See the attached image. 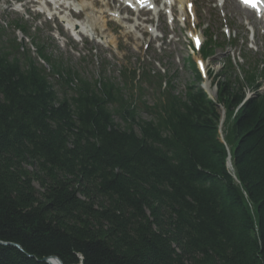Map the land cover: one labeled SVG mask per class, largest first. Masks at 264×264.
<instances>
[{"label":"trees","instance_id":"1","mask_svg":"<svg viewBox=\"0 0 264 264\" xmlns=\"http://www.w3.org/2000/svg\"><path fill=\"white\" fill-rule=\"evenodd\" d=\"M43 45L0 25V264H264V66L227 61L210 100L192 61L176 92Z\"/></svg>","mask_w":264,"mask_h":264},{"label":"rangeland","instance_id":"2","mask_svg":"<svg viewBox=\"0 0 264 264\" xmlns=\"http://www.w3.org/2000/svg\"><path fill=\"white\" fill-rule=\"evenodd\" d=\"M94 1H96L94 8L90 5H82L84 11L81 24L87 29L86 35L97 38V40L101 41V44H95L94 42L87 41V39L81 40L78 44L71 41L68 32L63 29V27L66 28L67 23L63 22V19L53 17V14L58 12L56 5L49 6L43 0H0V24L9 25L14 20L22 17L31 29L38 28L40 30L41 34L39 37L46 43L47 51L51 52L63 65L72 68L80 76L88 79H95L96 73L102 67L107 78L119 83L118 73L122 67L129 70H138L141 68V65L145 66V64H149L152 60L158 59L157 56L152 54L151 50L160 46V38L155 31L140 26L142 24L141 21L150 19L149 15L137 17L131 13L123 12L125 15H122L120 18L124 20L118 22L117 18H113V16L107 13V9L112 13H114L113 9H116V7L120 9L117 0ZM81 2L82 0H78V3ZM214 4L207 3L206 0H193L195 12L200 16L198 18L200 22L211 28L210 32L215 36L218 43L221 42V39L218 37H221L220 34L223 33L226 25L233 29L231 30V34L235 33L240 40L237 43H232L235 45L234 48L227 45L225 46V51H217L213 60L204 62L207 70L210 73L216 74L221 69L225 58L230 56L234 71L240 73V68L243 65L241 53H247L249 60L257 59L264 62L263 30L261 29L259 33L256 32L255 35L253 33V37L247 34V46L243 45L246 35L245 29H240L235 23L236 21L231 20L228 16L222 18L220 11L213 8ZM47 18H52V21L48 22ZM137 19L138 28L133 32L131 24H134V20L136 21ZM199 20L187 23L185 30L180 27L181 25L175 26L174 33L176 36L171 38V40L170 37L173 32L170 27H165L164 25L157 27V29H163L169 37L164 40V44L162 45L165 46L166 53L163 55L161 64L155 65V67L157 69L160 66L165 67L168 69L169 75L177 72V77L175 76L174 81L177 92H181L194 79L193 73L188 68L189 60L195 62L199 59V56L188 50L187 44L183 43L184 39H181L178 43H175V41L178 40L176 38H180L181 36L184 38L183 36L187 34L184 31L189 30L192 32V26L199 24ZM125 23H129L130 26ZM153 23L157 25L156 22L153 21ZM221 27L224 28L219 31ZM253 27L255 26L251 24V28ZM50 30L59 32L63 38L60 40L50 38L48 36ZM32 31L31 33L33 34ZM147 31H149L150 35L147 34ZM223 35L225 39L229 38V32ZM16 37L22 39V36L19 34ZM146 46H148L147 50H145ZM210 89L214 93V89ZM258 92H264V85H262ZM151 99L148 98L149 101Z\"/></svg>","mask_w":264,"mask_h":264},{"label":"bare ground","instance_id":"3","mask_svg":"<svg viewBox=\"0 0 264 264\" xmlns=\"http://www.w3.org/2000/svg\"><path fill=\"white\" fill-rule=\"evenodd\" d=\"M227 2H228V5H229V6H232L233 9L236 10V8H238L239 11H240V13H241L242 15H244L246 18H250V17H251L249 11L241 9V8L239 7V5H238L236 2H234V0H227ZM72 28H73V27H72ZM74 28H75V26H74ZM205 87H206V90L208 91V93L210 94V96L212 97V96H213V93H212L211 90H209V84L206 83V84H205ZM227 162H229V164H230L229 159L227 160ZM229 169H231V164H230Z\"/></svg>","mask_w":264,"mask_h":264},{"label":"water","instance_id":"4","mask_svg":"<svg viewBox=\"0 0 264 264\" xmlns=\"http://www.w3.org/2000/svg\"><path fill=\"white\" fill-rule=\"evenodd\" d=\"M227 167L229 168L230 167V164L229 162H227ZM0 245H4L2 243H0ZM16 248H18V246H15ZM19 249V248H18ZM45 262L47 264H62V262L60 260H58L57 258L53 257V258H49V259H46Z\"/></svg>","mask_w":264,"mask_h":264}]
</instances>
